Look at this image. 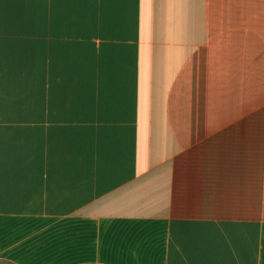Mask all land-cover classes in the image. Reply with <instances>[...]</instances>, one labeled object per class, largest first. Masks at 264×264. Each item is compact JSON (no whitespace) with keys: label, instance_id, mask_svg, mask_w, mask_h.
<instances>
[{"label":"crops","instance_id":"0c3cea01","mask_svg":"<svg viewBox=\"0 0 264 264\" xmlns=\"http://www.w3.org/2000/svg\"><path fill=\"white\" fill-rule=\"evenodd\" d=\"M0 264H264V0H0Z\"/></svg>","mask_w":264,"mask_h":264}]
</instances>
